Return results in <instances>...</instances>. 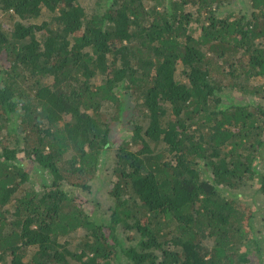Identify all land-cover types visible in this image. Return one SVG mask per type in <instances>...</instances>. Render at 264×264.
I'll return each mask as SVG.
<instances>
[{"label":"trees","instance_id":"1","mask_svg":"<svg viewBox=\"0 0 264 264\" xmlns=\"http://www.w3.org/2000/svg\"><path fill=\"white\" fill-rule=\"evenodd\" d=\"M84 2L0 0V264H264V0Z\"/></svg>","mask_w":264,"mask_h":264},{"label":"rangeland","instance_id":"2","mask_svg":"<svg viewBox=\"0 0 264 264\" xmlns=\"http://www.w3.org/2000/svg\"><path fill=\"white\" fill-rule=\"evenodd\" d=\"M82 1H85L83 4L84 6L88 9V11H90V9L93 7V3L95 2V0H82ZM93 9V8H92ZM2 15H0V20L2 21V25L5 29H11L12 26H13V21L11 20H8L7 18H4V20L2 19ZM239 102L241 103H244V104H247L248 102L246 101H242V100H238ZM261 104L264 106V101L261 102ZM117 131H123L124 130V127H122L121 125L118 126V128L116 129ZM125 132V130H124ZM124 132H121V133H124ZM35 183H39L38 180H35ZM74 235V234H72ZM77 237H80L82 235V232L79 231L76 233Z\"/></svg>","mask_w":264,"mask_h":264}]
</instances>
